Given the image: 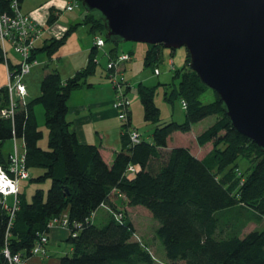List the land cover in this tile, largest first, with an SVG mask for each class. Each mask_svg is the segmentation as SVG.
<instances>
[{"label":"trees","instance_id":"obj_1","mask_svg":"<svg viewBox=\"0 0 264 264\" xmlns=\"http://www.w3.org/2000/svg\"><path fill=\"white\" fill-rule=\"evenodd\" d=\"M23 2L20 0L21 5ZM0 5L7 8L8 3L0 0ZM82 14V21L76 25H87L94 38L85 67L66 80L56 70L46 72L38 97L17 105L13 119L0 116V166L6 169L8 165L9 152L3 151L4 144L12 139L23 141L29 179L50 183L46 193L36 190L30 202L19 192L10 228L8 216L0 208V264H9L3 254L6 248L11 255L29 259L38 236L47 232V224L64 213L69 221L71 255L58 258L57 264H153L149 252L132 239L134 227L125 210L113 212L101 226L93 223L92 215L100 207L116 205L115 196L123 198L128 207H142L150 213L158 223L155 237L173 264H264V227L240 236L231 229L233 221L222 224L219 219L222 213L234 209L264 219V151L233 128L214 91L213 102H201L200 97L210 89L190 69L188 53L187 67L174 76L178 85H172L169 95L165 93L167 101L179 99L185 104L182 123H161L154 91L139 84L144 122L154 126L150 141L141 138L131 144L127 129L123 130L121 151L111 163L98 147L77 141L66 119L68 101L73 91L91 87L87 81L97 65L95 39L102 37L104 43L108 42L97 14L84 10ZM57 18L51 14L48 21L53 23ZM73 29L71 26L62 37L50 39L33 52L32 59L40 52L51 57ZM161 48L148 45L146 67L159 60ZM115 52V48L110 50V54ZM37 104L45 110L46 147L39 144L43 134L36 125ZM8 106V95L2 87L0 112ZM214 115L218 120L196 137L198 147L212 146L204 160L184 147L166 150L174 130L188 133ZM130 126L128 113L126 127ZM239 160L245 161V168L241 169ZM128 167L134 168V173H127Z\"/></svg>","mask_w":264,"mask_h":264},{"label":"rangeland","instance_id":"obj_2","mask_svg":"<svg viewBox=\"0 0 264 264\" xmlns=\"http://www.w3.org/2000/svg\"><path fill=\"white\" fill-rule=\"evenodd\" d=\"M64 4V0H24L21 5L22 13L32 16L38 25L42 27L43 32L48 38H60L70 30L71 26H74V29L69 33L64 44L52 54L51 57H49L46 52H40L38 55V62L40 64L35 66L32 72L24 77V84L27 89V97L25 100L34 98L39 94V79L44 70L50 71V69H55L57 67L59 71H61L62 77L71 78L76 74V71L80 70L85 63H87V53L92 45V36L89 33V27L87 25H76V23L82 21L83 9L64 13ZM51 14L58 17L53 23L48 21ZM49 42V39H47L45 44ZM103 48L105 53L97 50L96 70L87 81V83H93L94 87H85L81 90H75L71 94L72 98L83 99L89 102L105 96L106 99L111 98V100H114V93L107 90L105 91L106 86L104 84L111 85L109 78L110 71L108 68L111 66L112 62L116 60V56L118 57L125 54L129 55L131 59L119 63L118 70L124 76L128 86L131 87L129 92L125 91V96L130 103L129 111H131L132 124L130 127H126L127 123L123 124V122L120 121L121 127L118 125V129L121 128V130H125L127 128L129 132L134 131L141 135V138L145 141L151 140V133L154 126L144 122L143 109L138 94L139 84L151 88L154 91V103L160 110L161 123L171 121L176 123L183 122L185 112L182 107V102L179 99L172 102L167 101L165 99V93L167 92L169 95L170 90L174 87L172 85H178V81L174 78L176 71L182 70L185 66L187 67V51L185 48L176 50L161 48L159 60L148 67L144 65V57L148 49L147 44L122 41L112 43L108 41ZM112 48L116 49L115 54H110ZM10 54L12 58L17 59L12 52ZM112 58L115 60H112ZM163 84H167L169 87H163ZM6 85V69L3 64H0V88ZM214 99L215 95L212 90H207L200 97L201 102L204 104L211 103ZM34 115L36 125L43 134L39 144L46 147L47 132L45 127V110L41 104H37L34 107ZM218 118V115H214L202 120L200 123L194 125L188 134L174 130L171 134L169 147H167L166 150L171 149L173 145L177 146L178 144H183L193 156L204 160V158L210 154L212 146L207 145L204 148L198 147L196 144V137L217 121ZM12 146L13 140L6 142L3 146V151L5 153L10 152ZM162 152L166 154L167 151ZM239 162L240 166L242 165L241 169H243V167L245 168L247 165L243 160H239ZM32 175H36V173L32 171ZM49 186V181L38 183L27 179L20 180L19 182V190L24 200L27 202H30L36 190H42L46 193ZM115 198L117 204L112 208L110 207V209H108V204H105L107 209L102 207L96 212L93 220L95 225L101 226L105 224L109 216H113V212L117 213L118 211L126 210L127 206L124 199L118 196H115ZM230 211L222 213L219 219L222 224L233 221L231 229L240 236L253 230H260L264 227V219H260L255 215H253L254 217H250L251 215L249 214H252L250 211L243 210L241 212H236L235 209ZM126 213L128 220L134 227L132 239L141 244V246L149 252L153 264H173L166 259L162 244L155 237L154 232L158 223L152 218L150 213L142 207H128ZM67 234V230H52L49 233V239H52L55 235L57 240H50L47 246L46 257H34L29 261V264H57L58 258L65 255L70 256L71 246L66 239Z\"/></svg>","mask_w":264,"mask_h":264},{"label":"water","instance_id":"obj_3","mask_svg":"<svg viewBox=\"0 0 264 264\" xmlns=\"http://www.w3.org/2000/svg\"><path fill=\"white\" fill-rule=\"evenodd\" d=\"M105 39L185 48L233 128L264 151V0H80Z\"/></svg>","mask_w":264,"mask_h":264},{"label":"built area","instance_id":"obj_4","mask_svg":"<svg viewBox=\"0 0 264 264\" xmlns=\"http://www.w3.org/2000/svg\"><path fill=\"white\" fill-rule=\"evenodd\" d=\"M6 1L8 3L7 8L0 5V64H3L6 69L7 85L4 88L8 95L9 106L0 112V116L13 119L17 105H25L27 102L25 100L27 89L24 84V77L37 65L35 59H32V54L47 35L32 16L22 13L20 0ZM64 1V13L82 9L81 2L78 0ZM55 39H58V37ZM94 46L97 49H102L105 46L103 38H96ZM11 52L17 59L12 58ZM130 59L129 55L118 56L108 68L110 71V84L114 92V100L111 105L117 113V118L123 123L128 121L129 102L125 94L130 87L118 67L119 63ZM182 107H186L184 103H182ZM125 131H127L131 144H135L141 139V135L138 133L129 132L128 129ZM12 140L13 146L8 153L7 168L4 169L0 166V208L8 216V228L12 226L17 210L20 192L19 182L30 178L25 166V144L23 141ZM134 171L135 169L132 167L127 169V173H134ZM116 217L121 219L119 215H116ZM46 228L47 232L40 234L35 241L29 259L22 258L19 254L11 255L6 248L3 254L8 263L29 264V261L34 257H46L49 233L56 229L68 231V216L62 214L57 218H53Z\"/></svg>","mask_w":264,"mask_h":264},{"label":"crops","instance_id":"obj_5","mask_svg":"<svg viewBox=\"0 0 264 264\" xmlns=\"http://www.w3.org/2000/svg\"><path fill=\"white\" fill-rule=\"evenodd\" d=\"M47 39L50 40L51 38H48L47 36H45L44 39L36 47V50L45 46V41ZM92 47H93V37H92V45L90 46V49L87 53V58H88L89 52L92 49ZM97 50L105 53L104 48H102L101 50L100 49H97ZM39 54H37V56L35 58L37 65L40 64L38 62V55ZM85 65H86V63H85ZM85 65L82 68H84ZM34 67L32 68V70L34 69ZM32 70H31V72H32ZM52 70H56L60 74V77L62 80H66L69 78V77L68 78L62 77L61 76L62 73H60L61 71H59V69L57 67L55 69H50V71H52ZM48 71L49 70H47V71L44 70L42 72V75L39 79L40 82H41L42 77ZM78 71H76V72H78ZM90 85H91V87H88V88L94 87L93 83H90ZM104 85L106 86L105 91L107 90V91L114 93L112 88H111V85H106V84H104ZM39 87H40V85H39ZM83 88H85V87H83ZM83 88H81V89H83ZM81 89H79V90H81ZM130 90H131V87L129 88V91ZM129 91H127V92H129ZM39 94H40V91H39ZM39 94L36 96L38 97ZM36 96L34 98H36ZM34 98H30L27 101L29 102L30 100H32ZM86 101L87 100H83V99H74V98H72V96H70L69 101H68V113H67V117H66L67 121L70 123V130L76 135L77 141L80 144L94 145V146L98 147V149L100 150L104 159L108 163H111L114 159V156L118 152L121 151V148H122L121 136H122V131H123V130H121V128L118 129V125L121 127V122L117 118L115 110L112 108L111 104H112L113 100H111V98L106 99L104 96V97L97 99V100H94V101H89V102H86ZM129 106H130V103H129ZM129 113H130V124H132L131 111H129ZM101 126H103V127H101ZM188 133H190V132H188ZM170 141H171V136L169 138L168 147H169ZM175 147H184L185 148V145H183V144H178L177 146L173 145V147L171 146V149L175 148ZM114 201L117 204V201L115 198H114ZM103 207L106 208L105 205ZM108 207H109L108 209H110L109 205H108ZM100 208H102V207H100ZM127 209H128V206H127L126 210ZM95 214H96V212H95ZM67 237H68V234L66 236V239H67ZM56 238L57 237L55 235H54V237H52L53 240H57ZM52 239L50 238L49 242ZM49 242H48V244H49ZM70 251H71V248H70Z\"/></svg>","mask_w":264,"mask_h":264}]
</instances>
